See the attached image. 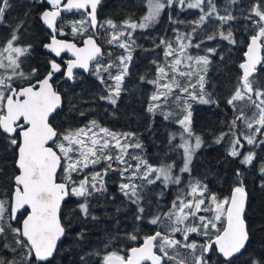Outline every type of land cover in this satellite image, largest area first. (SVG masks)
Instances as JSON below:
<instances>
[{
  "label": "snow or ice",
  "instance_id": "snow-or-ice-1",
  "mask_svg": "<svg viewBox=\"0 0 264 264\" xmlns=\"http://www.w3.org/2000/svg\"><path fill=\"white\" fill-rule=\"evenodd\" d=\"M39 3L49 6L40 14L43 24L51 30L50 42L43 44L44 49L55 57H60L62 52L71 51L75 59L66 61L63 66L52 59L47 62V69L42 77L39 68H32L26 75L22 66L30 58L33 48L31 45H22L20 36L27 27V19L14 26L9 25L8 36L0 42V135L15 150V167L18 171L12 178V192L6 194L7 201L0 198V240L6 241L9 235L12 236V243L5 242L0 249V264H51L50 258L56 251L57 241L66 233L60 216L62 201L66 197L79 198L75 211L84 219H96L90 214L89 201L94 194L106 191L103 178L109 170L119 172V192L135 206V219L141 222L145 219V185H156L159 182L163 189H167L170 185L182 184L181 175L174 172L177 168L175 163H163L154 167L146 160L135 157L132 158L136 160L135 164L128 163L125 159L128 149L141 148L138 142L130 143L135 138L134 134L112 133L108 129L98 128L95 121L86 128L65 132H60L53 126L50 117L62 103L61 94L53 86L56 74L63 72L67 78L72 79L73 70L77 68L92 73L90 62L103 55L93 36L83 41L84 47L58 40L57 34L62 35L63 32L57 27V19L63 12L84 10L85 18L73 23L72 32L79 35L86 27L96 29L97 10L102 0H39ZM234 3L236 0H230V4ZM173 4L198 9L201 15L197 24H203L213 17L223 23L235 19L231 14L220 15L215 0H195V3H188L187 0H146L147 14L142 20L139 23L126 21L123 26L133 30L147 28L157 20L162 10ZM10 8V0H0V25L5 24ZM227 10L225 8L226 12ZM248 13L246 19L253 25L254 34L250 36L243 62L239 64L241 74L233 94L226 101L238 114L229 125L230 131L220 138L225 135L233 137L227 155L241 158V166H251L255 160V153H244L245 145L242 140L247 145H264V139H258L264 136V82L258 81L255 76L257 65H264V56H261L264 51V0H254ZM107 24L114 27L111 20ZM218 35L235 43L230 30L227 34L221 31ZM130 36V32L114 34L108 42L127 49ZM207 38L212 40L216 36ZM184 41L188 43L185 44ZM161 44L165 45L166 62L156 66L154 80L146 81L156 86L147 110L160 111L168 119L163 110L171 101H177L182 106L183 118L176 121L181 126V142L174 147L182 149L183 166L178 168V172L183 174L190 171L193 156L202 145L201 137L192 130V105L188 101L216 103L211 99V94H206L205 77L201 74L206 71L209 59L206 55L194 56L188 51L201 46L192 43L190 34H178L175 47L168 40H161ZM207 51L212 53L215 49ZM131 59V55H128L121 56L116 65L95 64L94 74L99 76L101 86L107 89L99 99L107 100L112 105L117 103ZM117 65L122 67L118 68L117 74L112 75L111 69ZM101 73H106L112 83L109 84ZM194 79L196 83L192 82ZM18 81L24 83L19 84ZM237 104H247L255 111L249 115L243 108H237ZM241 123L251 135L239 132ZM112 149L117 150L115 156L111 154ZM101 162L106 163L103 172H96L90 177L85 175L77 185L73 179L74 173H82ZM117 163L123 167H114ZM58 170L64 173L62 182H57ZM260 172L264 176V166L260 168ZM235 176L236 183L230 195L224 199L209 194L207 184L201 180L190 181L187 188L182 189L172 201L167 212L148 220L154 226L164 225L166 230L143 237L142 244L132 247L127 255L108 252L102 257V264H142L144 261H151V264H185L183 260L169 254V250L176 252L178 249L193 253L192 264H211L212 254L218 256L223 264H233V258L246 251L250 240L244 218L248 200L244 172L238 168ZM261 187L264 188V183ZM163 189L159 195H163ZM21 210L27 211L22 220ZM177 234L180 239L176 238ZM193 234L199 236L202 242L192 240ZM83 235L80 233L79 237L82 239ZM129 239L136 241L138 236L131 235ZM5 252L7 255L3 254ZM248 264H264V254L259 257L251 256Z\"/></svg>",
  "mask_w": 264,
  "mask_h": 264
},
{
  "label": "trees",
  "instance_id": "trees-1",
  "mask_svg": "<svg viewBox=\"0 0 264 264\" xmlns=\"http://www.w3.org/2000/svg\"><path fill=\"white\" fill-rule=\"evenodd\" d=\"M146 0H103L99 8L100 27L97 32L86 27L82 34H74L72 25L81 21L86 14L67 15L59 24L58 29L63 38L71 39L81 44L87 35H94L104 48V54L95 63L116 65L121 56L126 52L132 54L128 67V73L123 82L122 93L115 105L99 97L105 95L107 89L99 83V76L95 73V64L92 73H77L71 82L63 81L64 73L55 76L54 84L63 97V106L52 118L51 123L60 132L76 130L88 126L93 121L101 127L112 131L134 134V143L141 145L140 149L130 148L125 155L129 164H135L133 157L146 160L149 164L160 166L163 163H175V174L182 177L181 185H170L167 189L158 182L156 185L144 187V221L135 219L136 209L119 192L121 177L118 171L109 170L104 176L106 191L94 194L89 201L91 216L84 219L76 212L79 198L69 197L61 212V222L66 228V233L59 244L55 256L50 260L51 264H102V257L108 252H117L127 255L132 247L142 244L143 237L154 234L156 231L166 230L164 225L154 226L148 220L155 215L167 212L172 201L182 189L192 180H201L207 184L209 194H215L219 199L229 196L236 183L235 171L239 168L244 172V184L248 191L247 209L245 221L247 223L250 240L246 245V251L233 258V264H248L251 256L259 257L264 254V176L260 168L264 166V145L249 146L244 143V153H255V160L251 166H241V158H231L227 155L233 137L224 133L230 131L229 125L238 113L229 106L226 101L231 97L241 71L239 64L243 62L244 52L254 34V27L246 19L248 9L254 0H236L230 4V0H216V6L220 15L231 14L235 17L227 23H223L214 17L203 24H197L199 11L185 9L179 4L166 7L160 23L146 32L125 28L126 21L139 22L147 11ZM11 8L6 14L5 24L0 25V42H3L9 34V25L27 19V27L21 33L22 45H31L33 51L30 58L23 63V71L27 75L32 68H39L40 77L47 69V62L54 59L43 52V44L50 40V33L40 21V14L47 6L41 5L39 0H10ZM227 8V12L225 11ZM25 13H30L26 16ZM111 20L114 27L107 24ZM195 28V31H193ZM231 31L235 43L222 39L218 33L227 34ZM191 35L193 44H200L202 56H208V49L216 48L214 55L208 56L209 67L201 74L205 77V92L211 94V99L216 103L202 104L189 100L192 105V130L195 135L201 137L202 146L196 152L190 167V172L181 174L178 168L182 166V149L174 147L179 144L181 126L176 122L183 118L182 106L177 101H171L164 109L168 119L160 111L149 112L150 96L156 91V86L146 81L156 78V66L165 63V45L161 40L171 41L179 33ZM130 32L128 38L129 47L120 48L117 44H109L114 34ZM216 38L208 40V36ZM65 58V57H64ZM170 62V61H167ZM64 62L62 63V66ZM117 65L111 69L112 75L118 73ZM104 79L111 84L106 73H101ZM258 81L264 82V65L260 66L255 75ZM143 77L144 79H141ZM195 79L192 81L194 82ZM17 83L23 84L24 81ZM196 83V81L194 82ZM207 98V96H206ZM237 108H243L251 115L255 109L247 104H237ZM83 114V115H82ZM239 132L249 134L241 123ZM237 132V135L239 134ZM175 137V139H173ZM220 142H217V140ZM258 139H264L263 136ZM115 156V151L112 152ZM16 152L7 143L4 136L0 135V198L7 201L13 190L12 178L17 174L15 167ZM105 162L90 166L82 173H74L73 179L77 182L85 176H92L96 172H103ZM114 167H123L114 164ZM64 173L61 171L60 180ZM163 189V195H159ZM26 212L20 216L22 220ZM219 226V225H218ZM83 233V238L79 234ZM131 235H137L138 239H129ZM177 239L180 235L177 234ZM192 240L199 242L201 238L195 234ZM12 243V236L7 240H0V249L3 244ZM158 251V250H157ZM159 253V251H158ZM7 255V252L3 253ZM160 254V253H159ZM170 255H175L185 264H192L193 253L190 250L178 249L176 252L169 250ZM199 254L198 251L196 253ZM23 255V252L20 253ZM11 259V256L8 257ZM211 264H223V261L212 254Z\"/></svg>",
  "mask_w": 264,
  "mask_h": 264
},
{
  "label": "water",
  "instance_id": "water-1",
  "mask_svg": "<svg viewBox=\"0 0 264 264\" xmlns=\"http://www.w3.org/2000/svg\"><path fill=\"white\" fill-rule=\"evenodd\" d=\"M102 1H103V0H102ZM101 4H102V3H101ZM101 4L98 6V10H97V22H98V27H97L96 29H92L93 31H98V29H99V27H100L99 8H100ZM45 5L47 6V8L49 7L47 4H45ZM75 13H78V14H80V13L86 14L84 10H75V9H74L73 11H71V12H63V13L61 14V17H59V18L57 19V27L59 26V23L64 19L65 16H67V15H71V14H75ZM40 21H41V19H40ZM41 22H42V21H41ZM42 23H43V22H42ZM43 25L46 27V29H47L48 32L50 33V39H51V30L48 29V27H47L45 24H43ZM89 36H93V38L96 40L97 45L101 47L102 52H103V54H104V48H103V46L99 43L98 39H97L94 35H88V36H85V37L83 38L81 44H78V43H76L75 41H73V40H71V39H67V38L60 37L59 34H57V39H58V40H62V41H66V42H70V43H75V44L77 45V47H84L83 41H84L85 39H87ZM48 42H50V40H49ZM48 42H47V43H48ZM249 42H250V40H249ZM246 51H247V48H246ZM43 52H44L45 54H47V55L53 57V58L56 60L57 63H60V61H61L64 57H65V59H64V64H65V62L68 61V60L75 59V56L73 55V52H71V51H65V52H62L60 57H55L54 54H50V53L48 52V50L44 49V47H43ZM261 56H264V51L261 52ZM99 58H100V57H99ZM99 58H97L96 61L90 62V68H91V69H92L93 65L99 60ZM260 66H262V65H257V72H258V69L260 68ZM240 71H241V70H240ZM73 72H74V76H75L76 73H89V72H87V71H85V70H83V69H79V68L74 69ZM257 72H256V74H257ZM256 74H255V75H256ZM74 76H73V78H74ZM54 78H55V77H54ZM73 78H72V79H69V78H67V77L64 75L62 80H63V81H67V82H71V81L73 80ZM53 86H54V87L56 88V90L58 91V88L54 85V82H53ZM58 92H59V91H58ZM59 93H60V92H59ZM60 94H61V93H60ZM61 97H62V95H61ZM62 106H63V97H62V103H61V106L57 109V111L53 114V116L50 117V121H51L52 118L56 115V113L62 108ZM16 170H17V169H16ZM17 174H18V171H17ZM60 174H61V170H58V180H57V182H62V181H60ZM68 198H69V197H66L65 200L62 201V203H61L60 216H61V212H62L63 206H64V204L67 202ZM246 209H247V204H246L245 212H246ZM29 210H30V209H29ZM21 212L23 213V212H25V210H21ZM26 215H27V213H26ZM26 215H25V216H26ZM25 216H24V217H25ZM244 218H245V213H244ZM63 237H64V235L61 236V238L57 241V248H56V251L54 252L53 257L55 256V254H56V252H57V250H58L59 244L61 243ZM140 245H141V244H140ZM140 245L135 246V247H139ZM154 251H157V250L154 249ZM157 254H159L158 251H157ZM53 257H52V258H53ZM52 258H50V260H51ZM142 264H151V261H144V262H142Z\"/></svg>",
  "mask_w": 264,
  "mask_h": 264
},
{
  "label": "rangeland",
  "instance_id": "rangeland-1",
  "mask_svg": "<svg viewBox=\"0 0 264 264\" xmlns=\"http://www.w3.org/2000/svg\"><path fill=\"white\" fill-rule=\"evenodd\" d=\"M216 1V0H215ZM146 2V1H145ZM187 2L188 3H195V0H187ZM216 4V3H215ZM217 7V6H216ZM166 9V8H165ZM165 9L164 10H162V12H161V15L157 18V20L154 22V23H151L147 28H143V29H141V28H136V29H134V30H136V31H142V32H146V31H148L149 29H151V28H153V27H155V26H157L159 23H160V21H161V18H162V15H163V13H164V11H165ZM185 9H194V8H188V7H186ZM195 10H198V9H195ZM199 11V10H198ZM205 11H207V8L205 7ZM147 14V11H146V13L144 14V16ZM199 14L201 15V13H200V11H199ZM143 18V17H142ZM142 18H141V20H142ZM140 20V21H141ZM139 21V22H140ZM139 22H136V23H139ZM178 34H180V35H183V34H185V32H183V31H179V33ZM178 34H176V36L178 35ZM176 36L174 37V38H172L171 39V42L173 43V47H175L176 46ZM209 40V39H208ZM184 43L185 44H187L188 43V41H184ZM201 46L199 47V48H195V47H193V48H190V49H188V51L189 52H191V54L192 55H194V56H202L201 55V53H200V50H201ZM211 49V48H210ZM215 49V52H212V53H209V55L208 56H210V55H214V54H216V52H217V50H216V48H214ZM128 55H131V58H132V54L130 53V52H126V54H125V56H128ZM209 59V58H208ZM211 60H209V62H210ZM131 62V61H130ZM130 62H129V64H128V67H129V65H130ZM182 67V69H183V65L181 66ZM195 67V66H194ZM209 67V64H208V66H207V68ZM184 70H186V69H184ZM206 71H207V69H206ZM205 71V72H206ZM204 72V73H205ZM124 79H125V77H124ZM123 82H124V80H123ZM195 82V81H194ZM193 82V83H194ZM197 92H199V89L197 88ZM192 113V112H191ZM92 123H90L88 126H90ZM97 126H98V128H104V127H101L100 125H98V124H96ZM81 128H86V126H84V127H81ZM98 128L96 129V131H98ZM78 129H80V128H78ZM105 129H108V128H105ZM110 132H112V133H116V134H121V133H127V132H118V131H112V130H110V129H108ZM131 134V133H130ZM246 135H251V133H249V134H246ZM263 138H264V136H263ZM122 142H123V140H122ZM130 143H134V139L133 140H131L130 141ZM192 143H194V140L192 141ZM247 144V143H246ZM202 146V145H201ZM249 146V148H248V150H250V147H252L253 145H248ZM201 149V148H200ZM199 149V150H200ZM129 150V149H128ZM198 149L196 150V152L197 151H199ZM244 150V149H243ZM115 151V153L117 154V150H115V149H112L111 150V154H112V152H114ZM196 152H195V154H196ZM249 153V152H248ZM195 154H194V156H193V160H194V157H195ZM193 160H192V162H193ZM192 164V163H191ZM182 166H183V164H182ZM181 166V167H182ZM190 167H191V165H190ZM190 172V171H189ZM188 172V173H189ZM184 174H187V173H184ZM94 175V174H93ZM189 184V183H188ZM188 184H187V186H188Z\"/></svg>",
  "mask_w": 264,
  "mask_h": 264
},
{
  "label": "flooded vegetation",
  "instance_id": "flooded-vegetation-1",
  "mask_svg": "<svg viewBox=\"0 0 264 264\" xmlns=\"http://www.w3.org/2000/svg\"><path fill=\"white\" fill-rule=\"evenodd\" d=\"M52 58H53V57H52ZM64 59H65V58H63V59L60 61V64H62V63L64 62ZM54 79H55V78H54ZM53 81H54V80H53Z\"/></svg>",
  "mask_w": 264,
  "mask_h": 264
}]
</instances>
